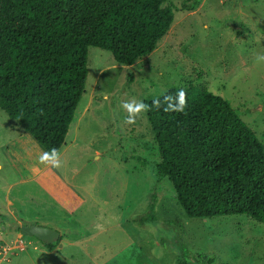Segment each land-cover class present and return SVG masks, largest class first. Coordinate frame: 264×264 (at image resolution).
<instances>
[{"label":"rangeland","instance_id":"374dc122","mask_svg":"<svg viewBox=\"0 0 264 264\" xmlns=\"http://www.w3.org/2000/svg\"><path fill=\"white\" fill-rule=\"evenodd\" d=\"M165 5L173 8L174 22L146 57L126 65L108 50L89 47L84 93L58 166L69 183L88 187L83 192H100L112 204L126 201L125 212L132 217H126L124 228L146 246L136 262L175 264L177 254H182L197 264H264V223L245 215L191 218L171 182L158 181L160 153L143 106L171 88L200 85L229 101L264 143V0H202L193 11H184L179 0ZM19 128L0 108L4 167L2 150ZM4 183L15 184L9 191L0 189V231L6 226L20 233V224L30 223L22 219L44 215L43 204L52 198L34 181H18L6 169L0 171V184ZM153 194L159 198L157 221L142 222ZM104 233V239L114 238L118 231L112 227ZM1 240L0 234V264L38 261L33 246L5 252ZM115 248L116 244L107 248L101 262L130 263L134 245L118 250V255L112 252ZM208 258L212 262L205 261Z\"/></svg>","mask_w":264,"mask_h":264},{"label":"trees","instance_id":"16d2710c","mask_svg":"<svg viewBox=\"0 0 264 264\" xmlns=\"http://www.w3.org/2000/svg\"><path fill=\"white\" fill-rule=\"evenodd\" d=\"M167 1L0 0V108L57 155L84 93L89 47L126 65L146 57L174 22ZM179 1L184 11L202 3ZM143 106L160 153L158 181L171 182L189 217L264 223V143L229 101L190 83ZM158 203L153 194L142 222L157 221ZM175 264L197 261L177 254Z\"/></svg>","mask_w":264,"mask_h":264},{"label":"crops","instance_id":"0c3cea01","mask_svg":"<svg viewBox=\"0 0 264 264\" xmlns=\"http://www.w3.org/2000/svg\"><path fill=\"white\" fill-rule=\"evenodd\" d=\"M68 145L66 136L64 145L58 154L53 156L29 132L16 129L8 139L2 150L5 167L0 164V171L6 169L14 178L24 183L34 181L52 198V202L43 204L44 215L22 220L30 222L27 225L40 224L55 228L60 233V241L56 247L48 249L41 240L31 236L25 237L21 232L3 226L0 234L4 237L1 244L4 245L5 252L17 248L26 251L28 246H33L38 250V261L34 262L35 264H108V260L101 262L102 253L107 248L116 244L112 252L118 255L123 248L134 245L128 256L130 263L125 264H141L135 260H139V254L145 251L146 246H140L138 238L134 239L124 228L126 217L130 215L124 209L126 201L119 199L112 204L101 197L100 192L91 196L89 191H82L88 187L69 183L62 175L58 166L59 158ZM2 176L6 182V175ZM13 184H0V189L9 191ZM18 199L23 201L20 196ZM8 203L12 204L10 200ZM131 217L132 215L128 220H131ZM106 218L115 220V223L110 226L105 222ZM96 222L102 223L95 225ZM112 227L117 228L118 233L114 238L104 239L102 235ZM136 234L138 236V233ZM124 242L127 245L121 247ZM14 255L19 256L17 252Z\"/></svg>","mask_w":264,"mask_h":264},{"label":"water","instance_id":"95a60500","mask_svg":"<svg viewBox=\"0 0 264 264\" xmlns=\"http://www.w3.org/2000/svg\"><path fill=\"white\" fill-rule=\"evenodd\" d=\"M20 232L25 236L35 237L48 244L53 243L60 238V233L58 230L40 224H21Z\"/></svg>","mask_w":264,"mask_h":264}]
</instances>
